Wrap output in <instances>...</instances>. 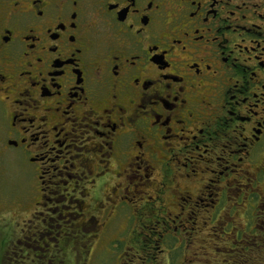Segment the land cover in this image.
<instances>
[{
  "label": "flooded vegetation",
  "instance_id": "obj_1",
  "mask_svg": "<svg viewBox=\"0 0 264 264\" xmlns=\"http://www.w3.org/2000/svg\"><path fill=\"white\" fill-rule=\"evenodd\" d=\"M0 211L3 264H264V0H0Z\"/></svg>",
  "mask_w": 264,
  "mask_h": 264
},
{
  "label": "rangeland",
  "instance_id": "obj_2",
  "mask_svg": "<svg viewBox=\"0 0 264 264\" xmlns=\"http://www.w3.org/2000/svg\"><path fill=\"white\" fill-rule=\"evenodd\" d=\"M0 216H3L1 214V211H0ZM5 216H6V214H5ZM11 233L13 234L14 238H19L20 237V229H17V228L10 229V228L6 227L5 224H1L0 225V242L3 240V238H5L3 235L7 236L8 238H12ZM103 247L104 246H102L101 243L97 244L95 246V248H96L95 252L98 253ZM109 249L111 250L112 248L109 247ZM4 254H5V251L4 250H0V264H3ZM109 254H110V251L106 250L105 252H103L100 255H98L94 259L95 264H102V260L105 261L108 258ZM46 264H49V263H46Z\"/></svg>",
  "mask_w": 264,
  "mask_h": 264
},
{
  "label": "trees",
  "instance_id": "obj_3",
  "mask_svg": "<svg viewBox=\"0 0 264 264\" xmlns=\"http://www.w3.org/2000/svg\"><path fill=\"white\" fill-rule=\"evenodd\" d=\"M3 235V234H2ZM5 238H8L7 236H5V235H3ZM5 238H3V239H5ZM5 244H4V241L2 240L1 242H0V250H4L5 249Z\"/></svg>",
  "mask_w": 264,
  "mask_h": 264
}]
</instances>
